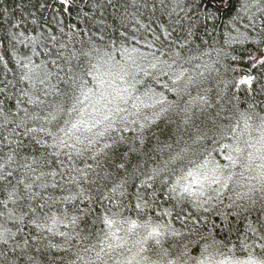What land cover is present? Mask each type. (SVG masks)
I'll list each match as a JSON object with an SVG mask.
<instances>
[{"label": "snow or ice", "instance_id": "snow-or-ice-1", "mask_svg": "<svg viewBox=\"0 0 264 264\" xmlns=\"http://www.w3.org/2000/svg\"><path fill=\"white\" fill-rule=\"evenodd\" d=\"M54 7L0 13V264H264V0Z\"/></svg>", "mask_w": 264, "mask_h": 264}, {"label": "trees", "instance_id": "trees-1", "mask_svg": "<svg viewBox=\"0 0 264 264\" xmlns=\"http://www.w3.org/2000/svg\"><path fill=\"white\" fill-rule=\"evenodd\" d=\"M43 0H0V13L5 10L9 19L19 18L20 16H29L35 12L37 16L47 15L50 16L53 12L57 11L54 7V0H48L49 4L53 5L46 9H41L38 4ZM0 25L7 28V21L3 15H0Z\"/></svg>", "mask_w": 264, "mask_h": 264}]
</instances>
